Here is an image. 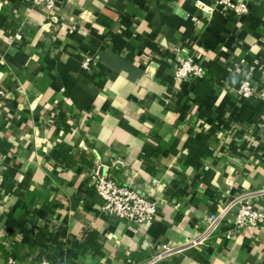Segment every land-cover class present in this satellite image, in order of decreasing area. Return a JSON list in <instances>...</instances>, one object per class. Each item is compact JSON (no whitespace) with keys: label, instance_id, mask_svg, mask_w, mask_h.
Instances as JSON below:
<instances>
[{"label":"crops","instance_id":"obj_1","mask_svg":"<svg viewBox=\"0 0 264 264\" xmlns=\"http://www.w3.org/2000/svg\"><path fill=\"white\" fill-rule=\"evenodd\" d=\"M237 1L0 0V264H264V221L233 226L239 200L264 210V0ZM187 56L203 78L175 76ZM95 174L154 198L155 220L105 212Z\"/></svg>","mask_w":264,"mask_h":264},{"label":"built area","instance_id":"obj_2","mask_svg":"<svg viewBox=\"0 0 264 264\" xmlns=\"http://www.w3.org/2000/svg\"><path fill=\"white\" fill-rule=\"evenodd\" d=\"M36 5H44L48 9H53L56 0H32ZM217 3L225 9L235 11L239 16L248 11L246 3L237 0H217ZM90 59L83 62L84 67H88ZM175 76L180 79L191 77L203 78L205 68L195 56L180 57L177 59ZM239 94L244 97H250L254 94V89L249 80H243L239 88ZM6 95V91L0 87V98ZM96 192L102 197L104 204L103 210L109 214L116 215L128 223H134L138 226L149 224L155 220L158 212L157 201L149 196L141 194L130 184H119L105 175H94ZM241 203L234 216V228L242 230L245 228H257L264 221V210L256 206L252 198L246 197L239 200ZM231 202L223 206L219 211L210 215L207 227L204 232L196 239L190 240V244L204 241L211 232L228 214L234 206ZM230 236V233L228 234ZM168 251L171 248H167ZM163 254L158 253L152 259L144 264H154L161 260ZM6 264H17L13 257L7 259ZM38 264H56L50 257H42Z\"/></svg>","mask_w":264,"mask_h":264},{"label":"trees","instance_id":"obj_3","mask_svg":"<svg viewBox=\"0 0 264 264\" xmlns=\"http://www.w3.org/2000/svg\"><path fill=\"white\" fill-rule=\"evenodd\" d=\"M193 146H191V144L189 145V153L191 151V154L193 155H204L205 152H204V145H201V149L199 150H196L194 148H192ZM64 146H58L57 148L53 149L52 150V155L53 157H55L57 160H64V159H70V162L74 163V160L73 158L70 156V154L68 152L65 153L64 151ZM66 150L68 151L69 149L66 148ZM70 163V164H72ZM98 237V235H97ZM97 237L94 236V233H88L87 236L85 237V240L83 242V249H93L94 252L96 254H100L102 255L103 254V251L101 250L102 249V245L97 241ZM67 264H76L75 262L73 261H69Z\"/></svg>","mask_w":264,"mask_h":264}]
</instances>
